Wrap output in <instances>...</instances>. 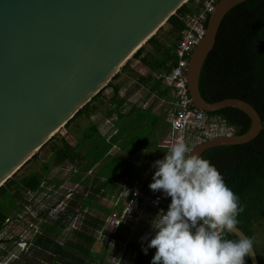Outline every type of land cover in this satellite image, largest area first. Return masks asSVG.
Returning <instances> with one entry per match:
<instances>
[{"label": "trees", "instance_id": "trees-1", "mask_svg": "<svg viewBox=\"0 0 264 264\" xmlns=\"http://www.w3.org/2000/svg\"><path fill=\"white\" fill-rule=\"evenodd\" d=\"M194 2L195 0H188L168 18L166 22L168 31L163 39L158 38L162 29L160 28L132 58L138 59L153 72H169L177 63L176 47L185 29L183 19L186 15L197 12L203 0L197 2L196 9L192 7ZM206 24L207 21L204 25ZM146 45H150L152 50H147ZM127 68H129V62L64 125V129L69 132L71 123L79 116L84 114L90 119L97 109L93 103L99 100L104 89L111 87L113 94L110 100L117 105L107 113V116L116 113L113 135L109 138L102 135L97 122L93 120L89 121L81 137H78L75 142H69L64 136L56 133L45 144H50L53 151L39 167L40 173L31 171L21 177L15 174L0 187L1 234L10 214L18 207V203L25 199L24 194L44 193L47 187L43 176L51 167L67 163L72 166L70 179L82 185L81 192H73L63 208H59L57 204L63 202L64 195L70 191L61 194L49 206L46 207L44 204L40 210H37L35 218L40 230H37L29 240L30 248H38L49 255L46 257L48 264H110L107 258V253L111 249L108 231H104L105 237L101 241V250L92 249L93 244L98 242L97 231L104 224V216L111 211L107 206L100 204L99 198L107 193L111 181L119 175L131 178L128 170L129 163L123 156L124 153H133L149 143L154 147L157 146L151 141L154 138L152 130L159 121L164 122L165 136L167 129L165 117L168 113L164 112V116L155 114L151 108H144L141 104L131 107L126 113L120 111L119 107L123 102L119 99L121 84L119 81H113L118 79ZM137 80L148 85L149 92L146 97L150 95V91L164 95V98H168L171 94V88L163 84L161 80L154 78L150 80L149 76L140 75ZM199 90L202 97L209 102L238 98L250 103L260 115L264 126V0H246L227 12L220 25L215 45L203 64ZM206 114L209 117L222 119L237 135L246 132L251 124L250 118L234 107H226ZM57 137L60 144L55 142ZM115 144L122 150V154H111L110 151ZM39 152L32 157L31 161L38 158ZM201 158L209 160L223 175L227 186L239 196L244 210L238 216L237 227L247 237L253 239L258 262L264 264V127L249 142L209 148L204 151ZM89 171H92V175L85 174ZM51 182L56 183V187L62 183L55 179L47 181V183ZM129 184L132 185L130 182ZM124 185H128V182H124ZM101 190L104 191L101 192ZM48 212L52 217L47 219ZM56 212L57 214L53 215ZM77 215L81 219L80 222L78 225L71 226L72 220ZM67 217H69L68 220H65ZM64 229H68L71 236L68 235L64 238V242H59L54 235ZM226 238L237 239L238 237L233 233ZM118 239L120 241H116L117 245L112 249L116 252L124 247L120 242L126 241V238L122 236ZM145 245L146 242H144ZM125 249L118 264H122L128 256V264H134L141 252V242L128 240ZM154 252L155 249L150 248L138 264H150ZM20 253L23 254V252ZM3 254L5 252L0 251V256ZM15 261L10 260L9 264H14ZM245 261L246 264H252L250 257H246Z\"/></svg>", "mask_w": 264, "mask_h": 264}, {"label": "water", "instance_id": "water-1", "mask_svg": "<svg viewBox=\"0 0 264 264\" xmlns=\"http://www.w3.org/2000/svg\"><path fill=\"white\" fill-rule=\"evenodd\" d=\"M187 1L0 0V187ZM243 1L216 2L190 54L186 81L196 108L206 113L237 108L250 118V127L243 134L206 139L189 154L201 157L209 148L249 142L264 127L250 103L238 98L209 102L199 90L220 25ZM234 234L246 236L238 227ZM253 251L251 263L259 264ZM143 256L141 251L134 264Z\"/></svg>", "mask_w": 264, "mask_h": 264}, {"label": "clouds", "instance_id": "clouds-1", "mask_svg": "<svg viewBox=\"0 0 264 264\" xmlns=\"http://www.w3.org/2000/svg\"><path fill=\"white\" fill-rule=\"evenodd\" d=\"M152 167L149 189L170 202L140 238L145 255L155 249L150 264H246L255 255L251 237L226 238L236 232L244 208L209 160L189 154L178 141Z\"/></svg>", "mask_w": 264, "mask_h": 264}, {"label": "built area", "instance_id": "built-area-1", "mask_svg": "<svg viewBox=\"0 0 264 264\" xmlns=\"http://www.w3.org/2000/svg\"><path fill=\"white\" fill-rule=\"evenodd\" d=\"M218 0H203L201 8L193 14L185 16V29L176 47L177 63L169 72H153L156 80H161L170 86L173 100L171 108L166 117L170 126L169 134L160 144V148L167 149L178 141H183L191 149L198 143L220 135L234 134L231 127L219 117H209L206 112L196 108L189 96L186 70L190 54L194 46L202 38L205 32V22L209 13L214 9ZM216 118L219 123L212 126L211 119ZM198 140L197 142H195ZM126 187L123 191L111 198H105V203L111 211L104 216V224L97 231V239L103 240L104 231L110 233L109 243L114 249L116 241L126 238L118 251L117 259H109L110 264H118L119 258L125 253V245L128 240H137V233H151L150 221L160 210H166L170 197L163 196L160 192L153 193L149 187ZM71 196V192L65 195L63 202L57 206L63 208L66 205L65 199ZM158 203H157V199ZM120 247V246H119Z\"/></svg>", "mask_w": 264, "mask_h": 264}, {"label": "rangeland", "instance_id": "rangeland-1", "mask_svg": "<svg viewBox=\"0 0 264 264\" xmlns=\"http://www.w3.org/2000/svg\"><path fill=\"white\" fill-rule=\"evenodd\" d=\"M197 2H199V0H195V2L192 4V7L195 9L197 8ZM161 28L162 29H160L161 31L158 36L159 39H163V36L167 34L168 31V26L166 23ZM146 48L149 51L152 50V47L150 45H146ZM136 60L137 59L130 58L128 60L129 68L123 71L120 74V77L113 82L119 80L121 82L122 88H125L124 91H130L132 93L131 95H133L131 99L135 101L136 104H140L139 102L146 94L148 86L138 82L137 77L139 75H146L148 71H144V68H142L140 64H137L138 62ZM134 63L136 64L133 65ZM129 75L133 77H129ZM106 90H108V87L105 89V91ZM111 93L112 91L110 89L109 92L104 93L106 94V96L103 95L102 97L108 99V96H110ZM152 104L154 105V110L156 111V113L166 112L167 114L171 107V103L169 104L165 100L162 101L156 98ZM108 107L109 104L104 102L103 104H101V106H99L97 112L90 118L91 120H95L99 123L101 131L103 130L102 128H108L111 126L109 122H106L104 120V114ZM125 108L126 105L123 106L122 109L124 110ZM88 124L89 119L85 115H81L74 121V123L71 124V132H67L66 129L62 128L57 133H59L60 136H64L67 141L75 142V138L81 136L82 131L86 126H88ZM211 124L214 127L219 123L217 122L216 118H212ZM76 125L77 127L75 128ZM58 138L59 137L55 139V142L57 144H60ZM197 141L198 140H196L195 142ZM52 151L53 150H51L50 144L45 145L39 152L37 159L31 161V158L30 160H28L15 174H17L18 177H21L31 171L40 173L39 167L41 166L42 162H45L50 157ZM111 153L120 154L118 146L112 148ZM72 169V166L68 163L51 167L48 173L43 176V181L45 182V185L47 187L44 189V193H41L39 195L30 193L24 194L25 199L23 201H20L18 203V207H16L10 214L9 220L6 223L4 230L0 234V251L5 252V254L0 256V264H9L11 263L10 260H16L14 264H48V260L46 259V257L49 255H46L42 250H39L38 248H30L31 245L29 243V240L32 239L34 234H36L37 230H40V226L38 225L35 216L37 214V210H40L44 206V204L46 207L49 206L50 203L55 202L61 194H64V192L65 194L68 191H70L71 194L75 191L81 192L83 187L80 184L72 182L70 179L72 177ZM51 179H55L59 182L61 181L62 183L61 185L56 187V183L54 184V182L47 183V181ZM65 201H67V199H65ZM56 214L57 212L53 213V215ZM51 217V213L49 214L48 212L47 219ZM68 218L69 217H67L65 220H68ZM80 220L81 219L79 215H77V217L72 220L71 226L73 224L78 225ZM68 235L71 236V232H69L68 229H64L59 234L54 235V238L59 242H64V238H66ZM92 249L100 251L101 240H98V242L94 243ZM20 252H23V254H21ZM8 254L9 256L7 258ZM109 256L112 255H108L107 257Z\"/></svg>", "mask_w": 264, "mask_h": 264}, {"label": "crops", "instance_id": "crops-1", "mask_svg": "<svg viewBox=\"0 0 264 264\" xmlns=\"http://www.w3.org/2000/svg\"><path fill=\"white\" fill-rule=\"evenodd\" d=\"M136 61L138 62L137 64H140L141 67L144 68V71H146V70L148 71V73L146 75H140V76H142V77H148L149 76L150 80H151V78H154L153 77V71L149 70L146 66L141 64L138 59ZM135 64L136 63H134L133 65H135ZM129 77H133V76L129 75ZM118 81H116V82H118ZM120 84H121V82H120ZM141 84H144V83H141ZM163 84H165V83L163 82ZM144 85L148 86L147 84H144ZM166 86H168V85H166ZM168 87H170V86H168ZM110 89L112 91L111 87H108V90H106V91L104 89V91L107 93V92H109ZM124 90H125V88H122V85H121L120 90H119V99L123 100V102L121 103L119 109H120L121 112L126 113V112H128L130 110L131 107H133L135 105H139V104H136L135 101H133L131 99V97H133V95H131L132 93L130 91L125 92ZM104 91L102 92L99 100H96L93 104H95L97 106V109H96L95 113L99 109V106H101V104H103L104 102L109 104V107L105 111V114H104V120L106 122H109L111 124V126L108 127V128H105V127L102 128L103 129L102 131H101L100 127H99V130H100L101 134L105 135L107 138H109L111 135H113L115 133L114 122L116 120V113H113L111 116H107V113H108V110H110L113 107H116L117 105H115L116 103L111 102V100H110V98H111V96L113 94V91H112L111 95L108 96V99H105L104 97H102L103 95L106 96V94H104L105 93ZM148 92H149V88H148L146 94L143 96L142 100L139 103L144 108H151L153 113L164 116V113H156V111L154 110V105L152 103L154 102V100L156 98V99L162 100V101L165 100V101H167L170 104L172 102V100H173L172 91H171V94L169 95L168 98H164V95H158L155 92H151V91H150V95L146 97ZM125 105H126V108L123 110L122 108ZM166 117H165V120H166ZM90 120L91 119H89V121ZM93 121H95V120H93ZM95 122H97V121H95ZM72 123H74V121ZM97 124L99 126L98 122H97ZM76 127H77V125L75 126V128ZM69 131L71 132V125H70V128H69ZM152 131H153L152 134L154 135V138H153V140L151 142L152 143H156L157 146L154 147V145L149 143V144H147L145 146H141L140 148L136 149L133 153H128V154L124 153L123 156L125 158H127L128 163H129L128 170H129V173H130L129 177H131V178L128 179L127 178L128 176L119 175L118 177L113 179L111 181L110 185H109V188L107 189V193L104 196H100V198H99L100 204L107 206V204L105 203V198L106 197L107 198H111L113 195H116L119 192L123 191L126 188V187H123V186H125L124 182H126V181L128 182V185H126L127 187H130V186H132V187H142V186H146V185L148 186L149 185V183L151 182V179H152V174L154 172V168L152 167L153 162L156 161L157 159H162L164 154H165V152H166L164 149L160 148V144L164 140V138L169 134L170 126H169V124L167 122V129H166L165 136H164V122L163 121H159L158 125H156V127H154V129ZM82 133H83V131H82ZM82 133H81V135H82ZM79 137H81V136H79ZM77 138L78 137H76L75 139H77ZM115 146H116V144L112 148H114ZM118 150H119V153L122 154V150H120L119 148H118ZM91 172L92 171H89L88 173H85V174H90ZM129 182L132 185H130ZM103 191L104 190H101V192H103ZM143 235H144L143 232H138L136 241L141 242L140 238ZM110 248L111 249L107 253V256L108 255H112V256H109L107 258H109V259H117L119 252H116V250H112V246L111 245H110ZM128 263H129V256L126 257V260L123 261L122 264H128Z\"/></svg>", "mask_w": 264, "mask_h": 264}]
</instances>
